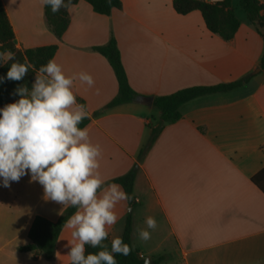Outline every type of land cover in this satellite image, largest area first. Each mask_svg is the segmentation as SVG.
<instances>
[{
  "label": "crops",
  "instance_id": "0c3cea01",
  "mask_svg": "<svg viewBox=\"0 0 264 264\" xmlns=\"http://www.w3.org/2000/svg\"><path fill=\"white\" fill-rule=\"evenodd\" d=\"M0 1L18 50L56 45L53 59L66 76L81 71L93 76V88L77 80L73 90L90 114L85 126L90 139L102 148L99 171L105 182L138 166L135 205H117L110 242L121 237L130 213L133 247L137 228H146L145 218L152 216L157 227L149 229V245L135 249L144 261L264 264V193L252 183L264 170V44L245 14L232 7L240 24L225 42L206 29L199 12L177 15L172 0H120L121 8L109 16L79 1L67 9L68 27L56 39L46 27L41 0ZM258 1L264 7V0ZM110 36L140 98L105 109L117 94V82L107 60L92 48L104 46ZM246 76L240 87L183 104L179 120L163 125L140 156L159 125L153 98ZM259 182L264 189V175ZM64 208L45 199L43 186L30 174L9 187L0 178V264H70L71 230L64 227L52 260L18 251L28 244L35 216L56 221Z\"/></svg>",
  "mask_w": 264,
  "mask_h": 264
},
{
  "label": "clouds",
  "instance_id": "9594fccd",
  "mask_svg": "<svg viewBox=\"0 0 264 264\" xmlns=\"http://www.w3.org/2000/svg\"><path fill=\"white\" fill-rule=\"evenodd\" d=\"M41 3L53 13L71 7V0ZM8 56L14 59L13 54ZM32 67L27 60L14 62L7 79L21 81ZM77 80L90 89L95 86L88 72L66 76L55 59L49 60L36 72L31 89L19 86L15 94L20 99L0 109V178L9 187L30 174L31 181L43 186L45 199L76 208L63 225L71 230L70 264H117L114 254L128 256L132 247L118 236L112 239L110 251L103 242L119 219L117 205L132 197L121 185L106 183L100 174L102 148L91 141L86 127H79L90 114L77 103L73 90ZM145 225L137 228V234L147 242L149 229L155 230L157 222L148 216ZM86 245L103 250L86 255Z\"/></svg>",
  "mask_w": 264,
  "mask_h": 264
},
{
  "label": "trees",
  "instance_id": "16d2710c",
  "mask_svg": "<svg viewBox=\"0 0 264 264\" xmlns=\"http://www.w3.org/2000/svg\"><path fill=\"white\" fill-rule=\"evenodd\" d=\"M79 1L86 2L95 14L109 16L114 9L121 8L120 0H71V5ZM68 0H65L67 3ZM238 6L243 11L246 19L252 25L258 34L261 36L264 44V7L258 0H237ZM172 8L177 15L185 16L191 12L197 11L200 13L206 29L213 35L218 36L223 41H230L238 27L239 21L235 16L234 9L231 5V0H224L220 5H208L203 0H172ZM44 17L48 30L56 39H60L68 27L67 9L61 8L58 12L53 13L50 6L44 5ZM57 50L56 45L43 46L27 50H18L14 46V34L6 13L0 1V77L4 79L0 81V108L3 109L6 105L16 102L20 99L15 94V90L19 86L26 85L31 89L33 79L36 72L42 65H46L49 60H52ZM92 51L104 57L111 67L117 82V94L106 105L105 109H110L119 105L133 103L140 98L129 86L128 80L121 63L120 53L113 36H110L108 42L104 46L94 47ZM9 53L13 54L14 59L4 60V56ZM27 60L33 67L29 69L28 74L21 81H10L7 79V72L14 62L24 63ZM260 67L264 69V51L260 60ZM250 76H246L238 81L229 84H219L208 87H191L179 90L167 96L155 97L152 100V107L160 112V120L158 127L153 130L148 142L140 151V156L145 153L150 144L155 140L163 125L174 123L179 120V108L200 96L227 92L237 87H240L249 80ZM80 104H82L80 102ZM88 124V119H84L79 125L84 128ZM138 166L134 165L131 170L109 183L121 185L123 190L132 197L127 201L130 207L135 205L132 196V187ZM264 175V170L256 177L252 178V183L256 185L263 193L264 189L259 182V178ZM76 212L74 207H65L62 214L56 221H49L41 216H35L27 231L28 244L18 248L21 253H32L33 257H42L45 260H51L54 256L57 239L63 229L64 223L69 217ZM124 243L131 247V216L127 215L125 219L124 229L121 235ZM108 245V250H111V242L109 238L103 242ZM86 255L88 253H97L101 248H92L89 245L85 246ZM117 264H144L143 259H139L138 253L132 250L128 256L114 254ZM164 261V257H159L153 260L152 264H160Z\"/></svg>",
  "mask_w": 264,
  "mask_h": 264
},
{
  "label": "rangeland",
  "instance_id": "374dc122",
  "mask_svg": "<svg viewBox=\"0 0 264 264\" xmlns=\"http://www.w3.org/2000/svg\"><path fill=\"white\" fill-rule=\"evenodd\" d=\"M231 5L232 7L235 9L237 15H244L243 11L240 9V7L238 6V2L237 0H231ZM128 215L131 216L130 213H128ZM163 232L162 231H159V232H155V237H153L155 239V241L157 240V238H160V235L162 234ZM152 234V233H151ZM149 242L150 240H148L147 242L145 241H142L141 239L139 238H135L134 239V245H133V250L137 249L138 247H140L141 245H145V246H148L149 245ZM136 251V250H135ZM52 260V259H51Z\"/></svg>",
  "mask_w": 264,
  "mask_h": 264
},
{
  "label": "built area",
  "instance_id": "2783aa9c",
  "mask_svg": "<svg viewBox=\"0 0 264 264\" xmlns=\"http://www.w3.org/2000/svg\"><path fill=\"white\" fill-rule=\"evenodd\" d=\"M204 3L208 4V5H212V6H215V5H220L224 2V0H203ZM139 259H142L141 258V255H138Z\"/></svg>",
  "mask_w": 264,
  "mask_h": 264
},
{
  "label": "water",
  "instance_id": "95a60500",
  "mask_svg": "<svg viewBox=\"0 0 264 264\" xmlns=\"http://www.w3.org/2000/svg\"><path fill=\"white\" fill-rule=\"evenodd\" d=\"M146 262H147V264H152L149 260H145L144 264H146Z\"/></svg>",
  "mask_w": 264,
  "mask_h": 264
}]
</instances>
